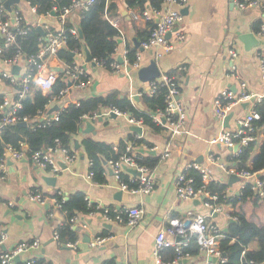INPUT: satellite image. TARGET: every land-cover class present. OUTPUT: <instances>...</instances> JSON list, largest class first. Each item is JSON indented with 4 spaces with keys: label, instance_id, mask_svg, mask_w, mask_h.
Instances as JSON below:
<instances>
[{
    "label": "crops",
    "instance_id": "0c3cea01",
    "mask_svg": "<svg viewBox=\"0 0 264 264\" xmlns=\"http://www.w3.org/2000/svg\"><path fill=\"white\" fill-rule=\"evenodd\" d=\"M116 3L120 15L111 19L120 31V38L113 53L118 58L122 57L127 42L133 38L141 42L135 33L137 29L145 28L148 22L133 20L124 0H116ZM15 6L20 8L27 24L37 25V15L30 11L23 0L12 4L11 7ZM163 8L164 5L160 9ZM181 10H184L181 12L183 17L177 27L184 31V41L178 43L174 35L170 34L168 38L174 42L173 49L155 61L161 73H171L176 78L187 132L170 138L165 129L153 131L143 123L134 125L125 115H117L115 118L98 115L95 118H86L92 124L93 131L86 132V122L83 121L77 134L72 137L70 148L77 155L75 160L66 163L58 156L59 168L56 171L40 169L26 157L12 160V164L8 165L6 177L0 176V228L5 234L1 247L3 250H9L22 240L38 238L40 241L39 246L19 253L17 258L15 257L17 261L34 257L40 259L42 264H154L152 251L155 235L168 225L171 218L185 221L188 213H200L205 214L206 221L217 225L221 231L227 227L226 214L234 215L235 208L224 203L225 214L208 215L209 211L200 202L177 197L174 179L184 165L191 161L198 160L206 164L209 152L215 153L225 166H235L232 150L221 144L210 143V139L226 127L215 118L212 101L224 87L238 94L241 81L246 83V89L258 94L263 93L264 81L258 57L259 54H264V38L257 36L255 27L258 23L264 25V10H239L235 7L234 0H188ZM78 15L77 11H73L68 17L74 20ZM50 19L55 22L53 18ZM47 26H43V29L47 30ZM250 32L258 39L252 46L246 45L244 39H240L243 34ZM82 46L85 56L84 45ZM230 50L235 52L234 56ZM153 53L152 48L143 51V65L154 59ZM58 59L62 60L53 57L49 61L52 65L60 64ZM81 60L76 57V61ZM84 62H87L85 66L92 82L84 90L72 89L69 94L72 101L79 103L81 98L103 95L111 90L128 97L142 89L146 90L147 83L138 80L136 71H130L129 74L113 73L92 65L86 59ZM4 68L7 67L0 60V69ZM9 89L6 82H0V94L8 92ZM137 97L138 100H135L134 104L140 108L144 107L140 100L141 94ZM250 105L251 101L237 102L230 111L233 114L227 127H234L237 118L243 116ZM133 126H140L141 133L134 131ZM255 133L256 141L260 145L263 132L256 128ZM137 134L152 145L154 154H161L165 148L169 151L167 157H159L150 171L154 186L149 193H131L121 189L109 169L102 183L88 176L89 163L81 144L82 138L89 136L111 143L113 149H117L118 143H131L138 147V144L132 143ZM75 144H78V147H75ZM80 151L82 156L79 155ZM209 169L214 180L228 182L218 165L209 164ZM241 184L240 178L229 183L228 193H238ZM35 190L45 197L43 203L30 199L29 194ZM76 191L82 192L91 203L99 206L118 208L140 205L144 209L143 217L130 227L125 223L108 221L98 211L78 212V222L72 226L78 229V237L74 245H65L64 242L53 238L57 227L67 220L65 213L53 205L51 195L57 193L67 198ZM8 202L12 205H7ZM245 213L247 219L255 224L264 222V210L259 212L246 207ZM84 233L87 235L84 236ZM96 236H104L105 240L99 245H89V241ZM254 248L256 244L252 242L246 249ZM182 257L189 258L183 264H212L209 256L201 250L195 255Z\"/></svg>",
    "mask_w": 264,
    "mask_h": 264
},
{
    "label": "built area",
    "instance_id": "2783aa9c",
    "mask_svg": "<svg viewBox=\"0 0 264 264\" xmlns=\"http://www.w3.org/2000/svg\"><path fill=\"white\" fill-rule=\"evenodd\" d=\"M23 1L28 5L30 11L37 15V20H39L40 17L53 18L55 22L51 26H53L54 29L49 31L44 30V34L41 35L39 39L35 53L30 56H24L19 44L16 43V39L18 36L25 35L30 30L31 25L25 22L18 6L11 7L10 10H7L0 1V60L7 67L0 69V82H6L10 88L8 92L2 94L0 99V136L2 129L9 124L25 122L27 125L32 121V123H36L34 124L36 127L49 125L52 121L58 119L60 111L63 108L71 103L78 105V102L69 99L70 91L72 89L84 90L92 82L90 73L85 66L87 62H84L85 56L83 53V46L81 45L80 47L73 48H68L67 46V33H70L74 39H81L77 27L66 29L64 23L71 12L77 11L81 13L87 10L94 0H71L69 6L60 8L58 14L54 16L48 13L45 15H38L34 5L30 4L28 0ZM187 1L188 0H163V9L149 5L141 10L128 8L129 16L133 20L154 23L149 29L150 32L147 38L140 42L142 50L136 49L132 61L128 60L127 50L125 49L121 57L122 62H120L114 54H112V59L108 63L92 56L88 62L96 67L107 69L113 73L124 72L129 74L130 71H137L143 66L144 50L152 48L154 50L153 58L154 60H158L164 53L169 52L174 47V42L170 41V38L167 37V33L174 35L175 41L178 43H181L185 39L184 31L177 26L182 21L183 17L181 8L187 4ZM234 5L239 10L248 8L264 10V0H234ZM53 11H55V8H53ZM105 17H107L106 14ZM109 20L115 25L114 20L111 18ZM256 34L264 38L263 24L259 26ZM13 44L16 46V49L11 54H8L6 50ZM65 49L69 50L68 52L73 60L64 62L58 59L60 64L52 65L49 60L53 57L59 58L58 52ZM230 53L233 56L235 55L233 50H230ZM76 57L82 60L76 61ZM258 59L261 76L264 81V54H259ZM14 65L19 66L17 73H13L11 70ZM56 68H62L63 72L61 73ZM231 72H233V69H231ZM58 79H60L64 85L59 89L58 93L52 94V89ZM68 82L70 84H68ZM157 84L164 86L166 92L164 95L163 107L157 108L152 116L153 119L166 130L168 136L174 138L175 136L187 132L185 113L179 100L180 89L174 75L160 72L157 78L147 82L146 93L151 95ZM240 88L241 90L237 94L228 87H224L215 95L212 101L214 116L220 123L223 122L224 117L231 111L232 107L237 102L251 101L249 109L243 116L237 118L234 127H224L210 139L211 144H221L229 149H232V147L237 144L238 148L236 151L232 152L233 155H237L242 145H247L250 141L256 140V127L253 125V121L259 119V113L254 108V103L261 101L264 97V91L258 94L246 89V83L243 81L240 82ZM34 89H39L50 96L47 103L34 118L20 115L18 111L22 108V100L30 95ZM140 94L141 91L133 93L134 96ZM133 95H130L129 98L132 103H135ZM53 106H56V108L53 109ZM99 111L100 112H95L92 115L84 114L83 119L95 118L98 115L108 117L109 114L113 112L116 115H125L128 121L134 125H141V120L130 117L128 114L122 113L114 107L104 109L100 106ZM139 137H141L140 134L135 136V138ZM133 142L134 141H132V143ZM139 148L153 150V147L149 148L145 144L134 147L131 143H128L117 159H110L104 162L105 170L107 171V169H110L112 171V175L121 189L131 193L146 194L153 189L154 182L150 174L151 170L145 164L139 163L138 161L143 154V152L139 151ZM27 151L28 145L24 139L19 142L18 147L14 148L10 145L5 147L4 152L0 155L1 178H5L7 174L8 154L11 160L16 161L26 157L40 169L50 171H56L59 168L58 156L66 163L73 162L77 157L75 151L67 145H62L58 139H55L52 145L42 150H35L29 154H27ZM168 155L169 151L165 148L161 152L160 158H165ZM88 163L90 164L89 161ZM212 163L218 165L226 177L231 174L239 177L242 180L241 188L246 183H250V189L257 196L264 197V179L256 175L258 172L237 169L235 166H225L213 152L207 154L206 164L198 161H191L184 165L183 169L175 176L174 184L177 197L183 200L198 199L203 207L209 211L208 215L213 213H224V203L219 202L218 194L207 189L209 182L214 180L209 169V164ZM126 168L135 169L136 173H130ZM191 170L196 171L200 175V183L198 185H196L193 175L190 174ZM122 173L127 174L128 180L135 183V186H130L128 182H125L121 178ZM88 176L92 177L91 171H88ZM230 194L231 193H228L226 190L223 196L225 197ZM29 197L40 203H43L45 198L37 190L32 191ZM51 200L56 208H61L60 204L62 200L58 201L56 197H52ZM85 200L89 205L93 204L88 198H85ZM7 205L11 206L12 203L8 202ZM94 205L106 220L125 223L130 227L137 224L144 214V209L140 205L118 208ZM188 214L187 218H189L190 222L186 227L183 225V220L171 218L168 225L157 232L154 238L152 251L154 264H167L162 259L163 249L174 247L176 250H179L182 246L188 244L191 236L195 237L199 250L206 253L209 257H215L216 260H224L218 249V240L221 237L220 228L213 223H208L205 219V214ZM226 215L228 220L235 219V216ZM67 222L71 227L74 226L78 222L77 216L69 218ZM168 235H170V237H167ZM176 236H181V240L175 241ZM4 238L5 234L0 228V264H40L38 263V259L34 257H25L20 261L15 260V257L18 256L19 253L39 246L40 241L38 238L19 241L13 248L3 250L1 245ZM53 238L59 240L57 231H54ZM104 240V236H96L93 240L89 241V245H99ZM74 244L75 241L65 242V245L68 246ZM176 261L177 260H174L170 263H175Z\"/></svg>",
    "mask_w": 264,
    "mask_h": 264
},
{
    "label": "trees",
    "instance_id": "16d2710c",
    "mask_svg": "<svg viewBox=\"0 0 264 264\" xmlns=\"http://www.w3.org/2000/svg\"><path fill=\"white\" fill-rule=\"evenodd\" d=\"M30 4L34 5L38 15L50 14L55 8V14L62 7L69 6L71 0H28ZM128 8L141 10L145 6L162 8L163 0H124ZM77 19H70L67 17L64 27L69 29L71 27H79L83 37L81 39H74L70 33H67L68 48L80 47L85 45L91 56L102 59L106 63L112 59V54L117 46L120 38L119 28L110 22V18L119 16L120 13L117 8L116 0H94L93 3L83 12H78ZM105 14L107 17H105ZM153 22H148L145 28L137 29L135 35L141 41L145 40L149 34V29ZM260 23L255 27L257 31ZM51 25L47 26V31L53 30ZM41 35L35 30V26H31L30 30L25 34L18 36L16 43L24 56H30L35 53ZM16 46L13 44L6 51L11 54L15 51ZM127 58L129 61L134 59V52L136 47L129 41L126 43ZM69 50H60L58 57L65 62L73 60ZM171 74V73H167ZM172 75V74H171ZM64 83L58 79L55 83L52 94L58 93L59 89ZM140 100L144 107L141 108L131 102L127 95H120L116 90H111L103 95L89 96L81 98L78 105L69 104L60 111L57 120L52 121L49 125L44 127H36L32 123L9 124L2 129L0 138V155L5 150V147L10 145L18 147L21 140H25L28 145L27 154L35 150H42L49 145H52L55 139H58L62 145L70 147L72 137L77 134L78 130L83 124V115L97 112L102 106L104 109L114 107L122 113L128 114L130 117L141 120V123L148 126L153 131H160L164 128L153 119V112L157 108H162L164 104V95L166 88L157 84L154 92L149 95L146 90H140ZM2 94H0V99ZM49 95L43 93L39 89H34L32 93L22 100V108L18 111L20 115H26L29 118H34L40 112L49 99ZM254 108L259 113V119L253 121L256 128H260L263 132V139L260 145L256 140L250 141L247 145H242L232 159L235 161L237 169H245L249 172L263 171L260 175L264 179V97L259 102L254 103ZM133 141L140 145L144 143L147 147H152L150 143L145 141L142 137L133 138ZM84 152L89 164V171L92 172V179L96 182L102 183L105 181V163L110 159H117L124 151L125 145L118 143L117 149H113L111 143L99 141L86 136L81 139ZM259 146V147H258ZM258 147V151H256ZM4 155V154H3ZM160 157L154 153L145 152L142 154L139 163L145 164L150 170L156 165ZM196 185L200 183V175L191 170ZM121 178L128 182L130 186H135V183L128 180V176L122 173ZM228 188V183L221 180H212L207 185V189L215 192L219 196V202L230 204L235 210L232 216L235 219L228 220L226 230L221 231V237L218 240V249L224 260L212 261V264H264V222L255 224L246 217L245 208L248 203L258 206L263 204L264 197L257 196L251 189L250 183H246L238 193H232L228 196H223ZM43 195V194H42ZM51 197H56L61 201L60 211L65 213V218L76 216L78 212L91 213L98 211L94 204H88L85 200L84 194L76 191L70 194L67 198H63L57 193H53ZM50 210V209H49ZM48 210V211H49ZM59 240L62 242L72 241L78 237V232L71 227L68 222L64 221L56 229ZM255 242L256 248L247 250V246ZM199 252V246L195 241V237L191 236L186 246H182L179 250L174 247H167L162 251V259L165 262H172L178 260L182 256H192ZM177 262V261H176ZM38 263L42 264L39 259ZM110 264V263H109Z\"/></svg>",
    "mask_w": 264,
    "mask_h": 264
},
{
    "label": "water",
    "instance_id": "95a60500",
    "mask_svg": "<svg viewBox=\"0 0 264 264\" xmlns=\"http://www.w3.org/2000/svg\"><path fill=\"white\" fill-rule=\"evenodd\" d=\"M1 2L3 3L4 7H5L7 10H10L12 4H14V3H18L19 0H1ZM181 12L183 13L184 10H181ZM50 15H51V16H54V15H55V12H54V11H51ZM52 24H53V21H52L49 17H40L39 20H38V22H37V25L35 26V30H36L38 33H40V35H43V34H44L43 26H46V25H52ZM77 30H78V33H79V37L82 38L83 35H82V32H81L80 28L77 27ZM169 35H170V33H167V37H169ZM240 39H242V40L244 39V41L246 42V45H247V44H251L250 46H252V45H254V44H256V43L258 42V39L254 36V34H253L252 32H250V33H246V34H243V35L240 37ZM132 41H133V44H134V46H135L136 48H138L139 50H142V47L140 46V41L136 40L135 38H133ZM84 51H85V56H86L85 59H86V61H89V60L91 59V54H90L88 48H87L85 45H84ZM118 60H119L120 62H122V59H121L120 56L118 57ZM18 69H19V66H18V65H14V66H12V68H11V70H12L13 73H17ZM56 69L59 70L61 73L63 72V69H62V68H56ZM159 74H160V71H159V69H158V67H157V64H156V61H155L154 59L151 60L147 65H143V66H141V67L136 71V75H137L138 80L141 81V82H143V83H147L148 81L157 78V77L159 76ZM68 84H70V83L68 82ZM146 89H147V87H146ZM9 96H10V95H9ZM134 100L137 101V100H138V97H137V96H134ZM138 104H139L140 106H142L141 103H140L139 101H138ZM54 108H56V106H53V109H54ZM232 114H233V112H229V113L224 117V119H223V126H226V127L229 126V125H228V122H229V119L231 118ZM109 117H110V118H115V117H117V115H116L115 113L111 112V113L109 114ZM83 121L86 122V129H85V131H86V132H89L90 130L93 131L92 124H91L88 120H86V119H83ZM20 124L25 125V122H22V123H20ZM132 128H133L134 131L141 133V130H142V129H141L140 126H133ZM75 147H78V144H75ZM237 148H238V145L235 144V145L232 147V149H230V150H232V151H236ZM139 151H140V152H143V153H145V152H148V153H155V151L152 150V149H142V148H139ZM79 155L82 156V151L79 152ZM197 161H198V160H197ZM198 162H199V161H198ZM7 163H8V165H9V164H10V165L12 164V160L10 159V155H9V154L7 155ZM109 170H110V169H109ZM126 170H127L128 172H130V173H133V174L136 173V172H135V169L126 168ZM110 171H111V170H110ZM111 172H112V171H111ZM262 173H263V171H259L256 175H257V176H260ZM227 178H228V182H227L228 184L231 183L232 181L236 180V179H239V177H237V176L234 175V174L229 175ZM193 200H194V201L196 200V201L199 202L198 199H193ZM8 211H9V210H8ZM213 215H216V214L213 213ZM229 220L232 221L231 219H229ZM189 222H190V220H189V218H187V219L183 222V225L186 227V226L189 224ZM76 230H78V229L76 228ZM223 230H226V227H225ZM83 235L85 236V235H87V234L84 233ZM181 238H182L181 236H176V237H175V241H180ZM16 258H17V257H16ZM16 258H15V260H16ZM208 259H209V261H215V260H216L215 257H208ZM188 260H189L188 257H182V258H179V259L177 260V263H178V264H183V263L187 262Z\"/></svg>",
    "mask_w": 264,
    "mask_h": 264
},
{
    "label": "rangeland",
    "instance_id": "374dc122",
    "mask_svg": "<svg viewBox=\"0 0 264 264\" xmlns=\"http://www.w3.org/2000/svg\"><path fill=\"white\" fill-rule=\"evenodd\" d=\"M251 203H252V202H251ZM248 204H249V203H248ZM248 204L246 205V207H248L249 210H253V211L256 210V211H259V212H260L261 210H264V209H263V204H262V203H260L258 206L248 205Z\"/></svg>",
    "mask_w": 264,
    "mask_h": 264
},
{
    "label": "bare ground",
    "instance_id": "6f19581e",
    "mask_svg": "<svg viewBox=\"0 0 264 264\" xmlns=\"http://www.w3.org/2000/svg\"><path fill=\"white\" fill-rule=\"evenodd\" d=\"M42 195V194H41ZM43 196V195H42ZM44 197V196H43ZM2 248V247H1Z\"/></svg>",
    "mask_w": 264,
    "mask_h": 264
}]
</instances>
